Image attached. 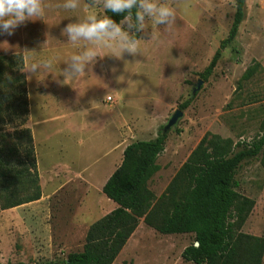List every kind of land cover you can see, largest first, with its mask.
<instances>
[{
    "label": "rangeland",
    "instance_id": "rangeland-1",
    "mask_svg": "<svg viewBox=\"0 0 264 264\" xmlns=\"http://www.w3.org/2000/svg\"><path fill=\"white\" fill-rule=\"evenodd\" d=\"M62 2L42 0L45 21L0 36V44L9 45L0 55L25 49L35 50L34 58L72 54L61 29L83 18L90 0H79L74 11L59 8ZM167 2L175 7V25L170 32L157 28L153 40L141 41L143 55L98 57L92 73L86 69L72 84L57 83L51 74L42 81L26 78L27 125L34 134L42 197L8 209L0 202V264H66L70 252L81 251L89 227L117 207L102 189L126 146L155 138L186 100L192 101L166 133L160 169L148 182L156 197L168 190L205 135L227 140L234 152L238 142L249 143L264 131V0H245L238 35L207 80L201 73L228 36L236 0ZM253 62L260 64L258 71L242 80ZM199 80L204 82L192 96ZM235 179L236 190L255 201L240 231L264 241L262 154L243 161ZM193 241L192 233L162 234L142 219L114 264H195L182 257Z\"/></svg>",
    "mask_w": 264,
    "mask_h": 264
},
{
    "label": "trees",
    "instance_id": "trees-1",
    "mask_svg": "<svg viewBox=\"0 0 264 264\" xmlns=\"http://www.w3.org/2000/svg\"><path fill=\"white\" fill-rule=\"evenodd\" d=\"M106 14L116 22L124 15L107 11ZM244 18L245 0H236L228 36L201 73L203 79L212 75L222 50L236 39ZM19 65V57L0 55V202L3 209L42 197L34 135L27 125L30 111L27 79ZM259 67L258 62H253L242 80L251 79ZM191 101L186 100L180 108H187ZM167 137L162 127L155 138L136 140L126 146L122 163L102 189L117 207L89 227L83 249L70 252L66 264H114L142 219L162 234H194V241L182 251L186 261L261 264L264 241L240 231L255 201L236 190L235 176L248 158L262 154L264 163V131L249 143L238 142V150L234 152L227 140L205 135L168 190L156 197L148 182L160 169L158 157L165 149Z\"/></svg>",
    "mask_w": 264,
    "mask_h": 264
},
{
    "label": "clouds",
    "instance_id": "clouds-1",
    "mask_svg": "<svg viewBox=\"0 0 264 264\" xmlns=\"http://www.w3.org/2000/svg\"><path fill=\"white\" fill-rule=\"evenodd\" d=\"M79 6V0H63L58 5L65 11H74ZM86 8L90 10L85 11L82 19L76 17L74 22L61 29V34L67 37V43L74 49L72 54L34 58L37 54L35 50L13 52L20 58L19 68L26 78L34 76L42 81L41 76L45 78L51 74L57 83L72 84L85 77L86 69L88 74L92 73L98 57L143 55L141 41L153 40L157 28L172 31L177 19L175 7L167 0H90ZM44 9L42 0H0V36L11 37L27 22L44 20ZM106 11L124 15L116 22L105 14ZM148 28L152 30L150 33ZM139 33L144 35L138 36ZM0 48L8 50L9 45L4 42ZM61 62L63 69L59 67ZM109 71L112 69L109 68ZM58 76H62L63 80H57ZM261 264H264V257H261Z\"/></svg>",
    "mask_w": 264,
    "mask_h": 264
},
{
    "label": "water",
    "instance_id": "water-1",
    "mask_svg": "<svg viewBox=\"0 0 264 264\" xmlns=\"http://www.w3.org/2000/svg\"><path fill=\"white\" fill-rule=\"evenodd\" d=\"M203 80H199L196 87L193 89L192 96H195L197 91L201 88L203 84ZM183 116V110L177 109L175 113L169 118L168 122L163 127V133L166 134L172 127H174L177 123L180 117ZM199 242H196V245H198Z\"/></svg>",
    "mask_w": 264,
    "mask_h": 264
},
{
    "label": "built area",
    "instance_id": "built-area-1",
    "mask_svg": "<svg viewBox=\"0 0 264 264\" xmlns=\"http://www.w3.org/2000/svg\"><path fill=\"white\" fill-rule=\"evenodd\" d=\"M108 100H111L112 99V97H109V98H107Z\"/></svg>",
    "mask_w": 264,
    "mask_h": 264
},
{
    "label": "crops",
    "instance_id": "crops-1",
    "mask_svg": "<svg viewBox=\"0 0 264 264\" xmlns=\"http://www.w3.org/2000/svg\"><path fill=\"white\" fill-rule=\"evenodd\" d=\"M33 135H34V134H33ZM110 176H111V175H110ZM105 183H106V182H105ZM114 203H115V202H114ZM115 208H116V207H115ZM115 208H114V209H115ZM110 212H111V211H110Z\"/></svg>",
    "mask_w": 264,
    "mask_h": 264
}]
</instances>
